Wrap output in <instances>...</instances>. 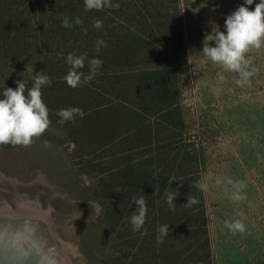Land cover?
<instances>
[{"label":"rangeland","instance_id":"rangeland-1","mask_svg":"<svg viewBox=\"0 0 264 264\" xmlns=\"http://www.w3.org/2000/svg\"><path fill=\"white\" fill-rule=\"evenodd\" d=\"M175 3L182 17L185 46L170 61L176 66V113L183 123L166 142L171 146L170 155L165 153L166 159L160 156L167 165L162 177L185 173V180L207 184L202 208L214 264H264V47L248 54V70H254V75L248 84L238 86L237 73L213 64L201 50L204 34L212 27L224 31L226 16L244 0H173ZM256 3L259 0L248 7L254 8ZM31 52L12 59L0 48V88L16 80L32 81L38 69ZM109 99L103 95L99 102ZM49 118V129L29 147L0 146V170L16 178L15 184L0 181V202H8L11 211L0 215L5 220L0 222H7L9 216L20 219L22 207L16 196L26 194L38 198L42 210L49 212L48 230L53 236L49 233L52 237L46 241L55 264H131L136 235L130 234L131 215L126 214L132 192L115 175L120 159L114 147L104 145L92 155L83 153L86 150L77 149L65 122L61 124L53 111ZM155 150L157 145L141 146L124 155L134 164L144 156L151 159ZM92 157L97 161L87 163ZM177 166L183 168L174 171ZM151 167L155 178L159 168L155 163ZM228 179L243 181L244 199L231 198L234 189ZM119 201L124 212L118 216ZM236 219L245 223L243 233L225 226L226 221ZM116 228L125 230L123 240L114 236Z\"/></svg>","mask_w":264,"mask_h":264},{"label":"trees","instance_id":"trees-1","mask_svg":"<svg viewBox=\"0 0 264 264\" xmlns=\"http://www.w3.org/2000/svg\"><path fill=\"white\" fill-rule=\"evenodd\" d=\"M112 2L120 7L88 11L84 0H0V48L6 58L11 54L12 59L29 50L34 52L38 72L52 81L42 88V98L54 117L60 118L57 111L69 107L84 111L83 118L65 122L77 149L92 155L104 145L114 147V154L120 159L115 164L118 169L115 175L132 192L127 217L137 211L133 198L141 195L146 198L145 224L130 233L136 235L131 264H214L202 208L203 192L195 187L194 181L184 179L185 173L169 179L162 177L167 171L164 155L169 154L171 147L166 142L173 137V129L183 123L176 113L179 110L174 87L176 66L170 61L185 46L178 5L173 0ZM65 16L73 22L72 28L62 27ZM76 17L83 21L82 25L75 24ZM96 19L103 22L100 29L93 27ZM98 39L107 45L100 52L96 51ZM85 52L87 59L96 57L103 64L92 81L69 87L64 79L69 70L66 57L69 53ZM87 59L81 69L85 74L89 71ZM4 62L7 63L6 59ZM25 83L29 88L32 86V81ZM16 86L15 81L5 83L0 90ZM103 95L111 99L99 102ZM151 145H157L151 159L144 156L131 164L124 155L128 150ZM161 154L165 159L160 161ZM97 157L86 162L97 161ZM154 163L159 168L155 178L151 167ZM182 168L177 166L174 171ZM176 189L179 195L174 202L175 211H171L165 193ZM188 196L197 197L199 203L186 207ZM123 212L124 206L119 201L116 215ZM163 224L169 225V232L163 243L157 244V230ZM129 227L132 229L130 221ZM124 232L116 228L114 236L123 240Z\"/></svg>","mask_w":264,"mask_h":264},{"label":"clouds","instance_id":"clouds-1","mask_svg":"<svg viewBox=\"0 0 264 264\" xmlns=\"http://www.w3.org/2000/svg\"><path fill=\"white\" fill-rule=\"evenodd\" d=\"M254 0H244L235 11L228 14L224 21V31L212 27L210 32H206L203 37L202 54L213 64L219 65L225 71L238 74L235 83L243 87L250 82L254 75V70L249 71L250 61L247 59L249 53L258 51L264 47V0H259L254 8ZM85 9L103 10L104 8H119V3H113L112 0H84ZM77 26L82 25L83 21L75 18ZM103 22L99 19L94 20L93 27L100 29ZM62 27L72 28L73 22L69 17L62 19ZM87 34V29H84ZM106 42L102 39L96 41V51L100 52L106 47ZM88 54L85 52L81 55L69 53L66 57V63L69 70L64 77L67 85L72 88L86 84L94 79L103 61L99 58L87 59ZM89 71L85 74L81 69L85 67V61ZM222 78V77H221ZM52 83L50 77L42 72H36L32 78V86L29 88L23 80H16L15 88L6 87L0 94V146L12 145L29 147L34 138L41 137L50 127L49 109L42 98V88L50 86ZM60 117V123L72 121L76 117L83 118L84 111L79 107H69L60 109L57 113ZM217 183H220L218 180ZM232 185L234 191L231 198L234 201L244 199L242 190L246 187L243 181L227 180ZM195 187L200 191H207V184L202 181H196ZM166 203L169 210L175 211V199L179 195V190L166 191ZM134 204L137 211L133 213L129 221L132 230H140L146 221L147 202L146 198L141 195L134 197ZM199 200L195 196H188L186 207L198 204ZM82 215L76 216L74 219ZM73 219V220H74ZM225 226L232 232L243 233L246 225L241 219L231 222L226 221ZM157 244L163 243L164 238L168 235L169 225L163 224L158 230ZM183 235V234H182Z\"/></svg>","mask_w":264,"mask_h":264},{"label":"bare ground","instance_id":"bare-ground-1","mask_svg":"<svg viewBox=\"0 0 264 264\" xmlns=\"http://www.w3.org/2000/svg\"><path fill=\"white\" fill-rule=\"evenodd\" d=\"M6 180L16 183V178L0 170V181ZM16 201L22 207L20 219L9 216L7 222H0V264H55L53 261L56 260L51 254L53 251H48L50 243L46 241L51 227L48 225L49 212L42 210L38 198L31 199L26 194H18ZM7 213H11L8 202H0V215Z\"/></svg>","mask_w":264,"mask_h":264}]
</instances>
